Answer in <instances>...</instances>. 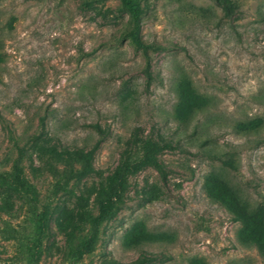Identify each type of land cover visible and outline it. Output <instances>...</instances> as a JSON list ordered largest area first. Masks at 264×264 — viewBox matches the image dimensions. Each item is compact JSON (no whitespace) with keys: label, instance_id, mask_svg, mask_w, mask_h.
<instances>
[{"label":"rangeland","instance_id":"obj_1","mask_svg":"<svg viewBox=\"0 0 264 264\" xmlns=\"http://www.w3.org/2000/svg\"><path fill=\"white\" fill-rule=\"evenodd\" d=\"M132 2L0 0V264H264V0Z\"/></svg>","mask_w":264,"mask_h":264},{"label":"trees","instance_id":"obj_2","mask_svg":"<svg viewBox=\"0 0 264 264\" xmlns=\"http://www.w3.org/2000/svg\"><path fill=\"white\" fill-rule=\"evenodd\" d=\"M217 2L220 0H216ZM123 5L127 7L129 10L132 21H133V31H132V37L135 42V44L142 48L144 52V56L146 57V63L149 65V59H148V48H159L158 45H152V44H146L142 42L138 37H136V30L139 29V11L137 7L133 4L132 0H121ZM226 9V7H225ZM256 118L244 120L243 122L238 123V127L241 131L244 132H250L252 130L257 129L258 126L262 123V120H255ZM242 124V125H241ZM241 126V127H240ZM205 143H202L201 145H204ZM208 148H205L208 150L210 154V157L212 158H220L219 155H217L215 152V148L210 146H205ZM145 160L152 163L155 167H159L154 158H152L149 155L145 156ZM237 160L233 157H226L222 160L223 167H228L232 169L237 168ZM224 169V168H223ZM223 171L225 170H219L218 173H214L216 176V183L213 184V186H210L209 191L213 195H217V197L220 198V200L224 201L228 207H231L234 209L236 213H240L242 216V219L250 222L251 227L249 228L250 231L248 233V238L246 241L253 240V242H256L258 249L261 253L264 255V244H262L261 240L264 238V203H257L254 207H251L247 202H245L242 197L237 194V192L233 188V184L224 178ZM122 178L117 177L115 175L110 183L109 190L107 192L106 198L100 202L99 208L97 211V214L92 218V225L96 229L100 225V223L106 219L111 212V210L114 207V200L118 197L120 186L122 184ZM215 188H221L222 192L216 191ZM45 215H46V207H43V210L40 214L39 218V224L42 229L45 228ZM92 237L90 240H88L87 244H85L84 248H78V254L79 256H82L83 253L89 249L92 241ZM250 239V240H249Z\"/></svg>","mask_w":264,"mask_h":264}]
</instances>
